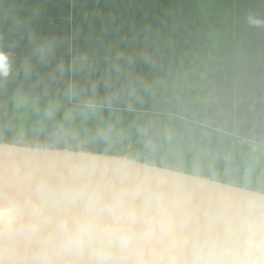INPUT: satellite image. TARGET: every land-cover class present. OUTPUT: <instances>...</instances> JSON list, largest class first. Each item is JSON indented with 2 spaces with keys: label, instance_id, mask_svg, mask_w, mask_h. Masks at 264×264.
<instances>
[{
  "label": "trees",
  "instance_id": "16d2710c",
  "mask_svg": "<svg viewBox=\"0 0 264 264\" xmlns=\"http://www.w3.org/2000/svg\"><path fill=\"white\" fill-rule=\"evenodd\" d=\"M264 0H0V141L264 193ZM255 145V147H254Z\"/></svg>",
  "mask_w": 264,
  "mask_h": 264
},
{
  "label": "water",
  "instance_id": "95a60500",
  "mask_svg": "<svg viewBox=\"0 0 264 264\" xmlns=\"http://www.w3.org/2000/svg\"><path fill=\"white\" fill-rule=\"evenodd\" d=\"M0 264H264V193L127 155L0 141Z\"/></svg>",
  "mask_w": 264,
  "mask_h": 264
},
{
  "label": "clouds",
  "instance_id": "9594fccd",
  "mask_svg": "<svg viewBox=\"0 0 264 264\" xmlns=\"http://www.w3.org/2000/svg\"><path fill=\"white\" fill-rule=\"evenodd\" d=\"M246 21L251 27H264V17L254 13L248 14ZM12 71V56L8 51L0 49V77H7Z\"/></svg>",
  "mask_w": 264,
  "mask_h": 264
},
{
  "label": "rangeland",
  "instance_id": "374dc122",
  "mask_svg": "<svg viewBox=\"0 0 264 264\" xmlns=\"http://www.w3.org/2000/svg\"><path fill=\"white\" fill-rule=\"evenodd\" d=\"M30 105V101L29 100H25L24 102V112H23V118H22V123H21V129L19 132V140L20 142H24L25 137L27 135V128L26 125L28 124V119L30 117V113H29V107Z\"/></svg>",
  "mask_w": 264,
  "mask_h": 264
},
{
  "label": "built area",
  "instance_id": "2783aa9c",
  "mask_svg": "<svg viewBox=\"0 0 264 264\" xmlns=\"http://www.w3.org/2000/svg\"><path fill=\"white\" fill-rule=\"evenodd\" d=\"M254 147H255V145H254Z\"/></svg>",
  "mask_w": 264,
  "mask_h": 264
}]
</instances>
